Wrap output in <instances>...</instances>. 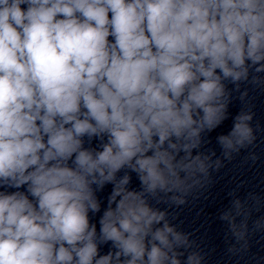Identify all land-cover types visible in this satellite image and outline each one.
<instances>
[{
    "label": "clouds",
    "instance_id": "9594fccd",
    "mask_svg": "<svg viewBox=\"0 0 264 264\" xmlns=\"http://www.w3.org/2000/svg\"><path fill=\"white\" fill-rule=\"evenodd\" d=\"M242 84L264 90V0H0V264H203L169 209L254 146ZM260 203L222 211L229 253Z\"/></svg>",
    "mask_w": 264,
    "mask_h": 264
}]
</instances>
